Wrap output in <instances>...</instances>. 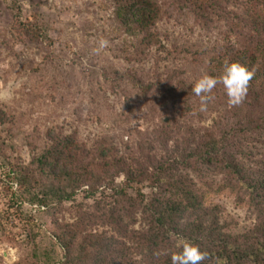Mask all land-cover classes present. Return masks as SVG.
Returning <instances> with one entry per match:
<instances>
[{
    "label": "rangeland",
    "instance_id": "obj_1",
    "mask_svg": "<svg viewBox=\"0 0 264 264\" xmlns=\"http://www.w3.org/2000/svg\"><path fill=\"white\" fill-rule=\"evenodd\" d=\"M119 1L0 0V264H158L149 214L178 183L241 242L264 225V87L192 92L255 43L264 0H152L153 46Z\"/></svg>",
    "mask_w": 264,
    "mask_h": 264
},
{
    "label": "trees",
    "instance_id": "obj_2",
    "mask_svg": "<svg viewBox=\"0 0 264 264\" xmlns=\"http://www.w3.org/2000/svg\"><path fill=\"white\" fill-rule=\"evenodd\" d=\"M119 4L118 16L124 27L129 32L136 27L140 33L145 34L144 41L147 45H155L157 36L152 33V29L159 20V7H155L152 0H122ZM252 13L256 20L253 25L255 43L251 47L241 49L233 45L229 52L230 63L238 62L253 73L248 87H255L256 84L264 87V13L259 8L254 9ZM63 155V147L59 148L58 144L52 147L44 156L43 171L59 177L56 174L57 164H60ZM53 173L55 175H52ZM177 185L175 192L169 198L164 197L157 202L154 201L156 204L151 206V214H149L152 233L145 239L152 249L158 246L164 249L163 255L158 256V264H171V253L179 251L176 248L179 239L198 246L206 254L201 264H264V225L241 242L221 225L220 216L207 212L209 208L206 206L205 196L197 188L190 189L179 183ZM248 187V189L253 188L255 195L264 200V178ZM31 202L45 209L48 205L44 198L35 197ZM259 202L258 206L263 207L264 202ZM186 219L189 222L184 224ZM65 250L69 254V260L72 261L70 256L73 255L72 250L69 246H66ZM104 264H131V262H121L114 258Z\"/></svg>",
    "mask_w": 264,
    "mask_h": 264
},
{
    "label": "clouds",
    "instance_id": "obj_3",
    "mask_svg": "<svg viewBox=\"0 0 264 264\" xmlns=\"http://www.w3.org/2000/svg\"><path fill=\"white\" fill-rule=\"evenodd\" d=\"M253 73L244 65L233 62L224 66L223 72L219 77L203 75L192 87V92L201 98L202 102L209 99V95L217 84L223 85L228 97L229 106H236L243 102L249 81ZM177 252L171 253V264H201L205 260L206 254L198 246L179 239L176 243Z\"/></svg>",
    "mask_w": 264,
    "mask_h": 264
}]
</instances>
